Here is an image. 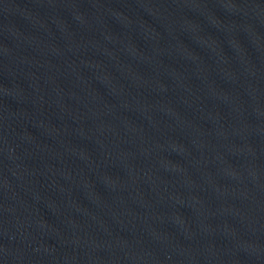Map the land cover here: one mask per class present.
<instances>
[{
  "label": "water",
  "instance_id": "water-1",
  "mask_svg": "<svg viewBox=\"0 0 264 264\" xmlns=\"http://www.w3.org/2000/svg\"><path fill=\"white\" fill-rule=\"evenodd\" d=\"M0 264H264V0H0Z\"/></svg>",
  "mask_w": 264,
  "mask_h": 264
}]
</instances>
